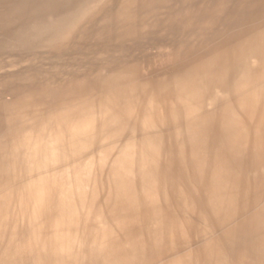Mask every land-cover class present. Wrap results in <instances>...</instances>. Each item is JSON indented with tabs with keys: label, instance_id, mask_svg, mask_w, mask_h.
<instances>
[{
	"label": "bare ground",
	"instance_id": "bare-ground-1",
	"mask_svg": "<svg viewBox=\"0 0 264 264\" xmlns=\"http://www.w3.org/2000/svg\"><path fill=\"white\" fill-rule=\"evenodd\" d=\"M98 22L0 95V264H264V0Z\"/></svg>",
	"mask_w": 264,
	"mask_h": 264
},
{
	"label": "rangeland",
	"instance_id": "rangeland-1",
	"mask_svg": "<svg viewBox=\"0 0 264 264\" xmlns=\"http://www.w3.org/2000/svg\"><path fill=\"white\" fill-rule=\"evenodd\" d=\"M111 3L113 0H0V95L7 96L12 90L7 84L27 83L35 71L59 63L56 53L65 54L64 49L71 47L83 29L98 22ZM95 39L91 37V44Z\"/></svg>",
	"mask_w": 264,
	"mask_h": 264
}]
</instances>
